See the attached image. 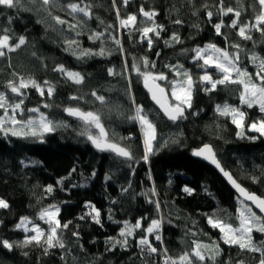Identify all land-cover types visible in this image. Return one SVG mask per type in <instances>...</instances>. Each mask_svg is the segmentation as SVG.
Wrapping results in <instances>:
<instances>
[{"label": "trees", "instance_id": "obj_1", "mask_svg": "<svg viewBox=\"0 0 264 264\" xmlns=\"http://www.w3.org/2000/svg\"><path fill=\"white\" fill-rule=\"evenodd\" d=\"M70 2L90 6L91 18L69 15L63 5ZM219 6L220 0H128L127 5L124 0L115 3L114 0H58L52 15L66 20L68 23L64 25L57 24L39 5L29 3L26 7L30 10L19 11L0 8V30L10 29L12 43L20 36L26 39L19 49L0 57V92L16 102L21 97L6 88L8 81L32 78L42 86L48 81L55 89L53 96L49 98L46 91L41 96L30 87L23 90L22 107L38 108L54 124L64 125L36 137L0 131V199L9 205L0 208V240L13 244L12 250L0 244V264H165V252L176 259L184 252H191L193 241L219 246L218 254L215 249L206 253L213 259H206L204 264H240V261L258 264L259 253L225 244L220 230L208 223L209 217H213L237 227L239 208L247 204L234 195L211 167L192 156L198 147L211 145L223 169L248 192L264 198V136L248 130V125L264 118V113L258 105L247 108L240 103V85L225 83L206 93L203 90L206 85L199 82L204 70L198 66L201 62L194 60V49L209 43L230 53L236 51L231 45L238 44V66L254 78L257 67L249 57L252 53L264 57V35L253 30L251 40L242 39L238 29L228 26L234 16L221 15ZM223 6L240 10L241 23L254 22L259 11L255 0H239V3L223 0ZM141 8L155 11L154 20L148 21ZM207 11L213 12L211 19ZM131 15L136 16L135 26L121 27L120 19ZM177 19L180 24L175 23ZM221 22L222 34L217 35L214 25ZM153 23L163 30L158 37L149 33L152 39L149 47L139 29ZM69 24L78 27L72 30ZM93 33L103 36L92 40L89 37ZM173 35L179 37V42L172 40ZM70 39L76 40L78 46L69 49L66 41ZM116 40L120 41L119 45ZM102 48L104 55L77 59L81 49L98 53ZM144 59L149 62L147 68L143 66ZM134 63L141 72L162 73L167 77L158 83L166 87L169 102V81L178 77L168 66L182 65L192 75L195 83L185 118L169 122L159 113L144 91L141 74L132 68ZM57 65L79 72L84 77L83 83L77 85L54 71ZM109 69L113 75H109ZM207 71L213 79L220 78L216 69ZM93 91L103 95L105 103L97 101L91 95ZM72 96L79 99L72 100ZM44 104L49 107L45 108ZM224 104L246 112L242 136L237 135L241 129L230 117L217 113V105ZM136 106L143 107L157 130L147 162L143 159L145 147L139 126L130 119ZM67 107L98 113L108 138L129 150L132 159H119L93 150L87 136L81 134L86 127L83 122L64 115ZM35 117V113L25 111L16 118ZM10 127L5 125L6 130ZM48 186H52L51 193L46 191ZM52 205L59 207L61 224L68 223V228L59 230L58 234L64 247L55 246L45 252L44 244L16 246L28 235L16 228L21 218L27 217L33 224L42 226L38 215ZM86 205L100 212L99 223ZM152 220L161 222L160 240L155 239L156 233L145 232ZM137 221L141 228L134 229L133 235L127 237V245L115 243L124 239L120 232L125 223L134 226ZM144 236L157 248V253H150L139 244ZM253 240L259 243L264 240V234L253 232Z\"/></svg>", "mask_w": 264, "mask_h": 264}, {"label": "snow or ice", "instance_id": "obj_2", "mask_svg": "<svg viewBox=\"0 0 264 264\" xmlns=\"http://www.w3.org/2000/svg\"><path fill=\"white\" fill-rule=\"evenodd\" d=\"M239 3V0H237ZM256 4L259 5V11L254 17V22L249 21L248 23H241L240 17L242 12L233 7H224L223 0H220L219 13L221 15L232 14L234 19H232L230 28L238 29L237 34L244 40H251V32L253 30L261 32L264 35V0H255ZM39 5L41 10L47 12L49 16L57 24L64 25L68 23L66 20L61 19L59 16L52 15V9L55 8L58 4V0H0V8L7 9H16V10H30L26 7L27 4ZM115 3V0H114ZM128 0H124V4L127 5ZM65 10L68 11L69 15H72L73 18L77 14H81L82 17L91 18V10L88 5H81V3L70 2L66 5H63ZM141 14L147 18L148 21H153L154 17L157 15L155 11H145L144 8L140 9ZM207 16L209 19L212 18L213 12L207 11ZM117 16L119 17V11L117 10ZM11 23V20H9ZM136 23V16L131 15L125 19H120L121 27H134ZM175 23L180 24L181 21L177 19ZM69 29L75 30L77 24H69ZM223 27V22L216 23L214 25L217 35H221V28ZM163 30L162 26L155 25L145 26L139 31L142 33V36L147 39L148 46L151 47L152 39L149 37V33H154L157 37L159 36V31ZM77 35H80V32H77ZM103 36V33H93L90 35V39L97 40ZM13 36L11 35L10 29L4 28L0 30V57H4L7 53L14 52L19 49L22 45L26 43L24 36L16 38V42L12 43ZM172 40L179 42V37L173 35ZM117 45L120 44L119 40L115 41ZM66 45L69 49L73 45H77L76 40H67ZM78 46V45H77ZM236 51L229 52L227 49H221L215 44L209 43L203 48L194 49L195 57L194 60L201 62L198 64L204 70V74L199 77V82L206 85L204 91L211 92L217 89L218 85H224L225 83L237 84L241 86L239 100L242 105H246L247 108H252L254 105H258L259 111L264 113V57L257 56L255 53H252L249 59L257 67V71L254 75L248 73L246 70L239 67L240 61V45L233 44L231 45ZM121 51H123L121 47ZM75 54V52L73 53ZM105 49H100L98 53L92 52L90 49H81L77 59H82L91 55H104ZM148 60H143V66L148 67ZM152 67H155L153 64ZM174 75L179 79L169 81L171 85V99L176 101V103H166L162 102V98L167 96L166 89L159 84H154L153 87H149L148 81L151 79L153 81H166L167 77L164 74L153 75L151 72H141L140 67L135 63L132 65V68L139 74L144 76L145 87L149 88V92L152 93V99L160 106L163 110L164 115L173 122H176L178 119L185 118L186 108L191 107V95L194 87V80L192 75L183 69L182 65H169L168 66ZM211 67L221 73V77L218 79H213L212 75L207 71ZM54 71H57L64 75L68 80L73 83L80 85L84 81V77L79 72H73L66 69L63 65H57L54 68ZM109 75H113L114 72L112 69H109ZM235 73V76L233 75ZM15 75V74H14ZM35 88L41 96L45 95L51 98L55 92L54 87L48 82L44 81L43 86L37 83L34 79H24L19 77L18 80H10L6 84V88L15 96L21 97L16 102H12L10 98L4 93L0 92V110L3 111V115L0 116V131H10L12 135H31L33 137L42 136L45 132L53 131L54 128L64 126L54 124L53 121L49 120L46 115L41 113L38 119L29 118L27 120L17 119V115H23L25 111L32 113H39L38 108H31L25 110L22 106L24 103L23 96L28 88ZM93 97L101 104L105 103V97L99 95L97 92L93 91L91 93ZM72 100H78L79 97L72 96ZM45 108L49 107L48 104L43 105ZM64 111L72 117H75L83 122L86 126L82 135H86L87 139L92 142V144L99 151H110L116 156L123 157L131 160L132 154L125 147L119 145L118 143L113 142L108 138V134L105 131L103 124L101 123V116L93 111H83L79 107H67ZM216 111L219 115L230 117L231 122L236 125L238 129H241L237 133L238 136L243 135L244 122L246 118V112L242 111L239 107H234L229 104L217 105ZM130 119L137 121L141 125V130L144 134V143H145V155L143 159L145 162L148 160L149 154L152 152V144L157 139V130L156 126L149 120L147 113H145L142 106H136L135 114L130 117ZM10 125L11 127L7 130L5 125ZM19 126V131L17 130ZM95 128L98 130V135H94L90 129ZM249 131H254L264 136V118L259 121H253L248 125ZM255 139V137H253ZM207 153V155H204ZM194 155H204L205 159L210 160L211 163L215 164L217 168L224 173L228 178L229 182L232 183L233 187L244 197L246 201H252L261 213H264V198L258 197L255 194L249 193L246 189L241 187L231 175L224 171L221 167L219 161L216 159L215 153L210 145H204L203 148L193 153ZM52 186H48L46 189L47 192H52ZM186 192H191L190 189L185 188ZM8 203L0 199V208H8ZM86 207H91V212L94 213L93 219L99 223L100 212L95 209L94 206L86 205ZM159 208V204H157ZM91 214V213H90ZM59 208L52 206L51 208L43 209L39 213V219L44 220L48 224V229L45 231L39 225L33 224L31 228L27 225L32 224L27 217L21 218L19 223L16 225L17 229H23L25 233L32 232L33 235H26L23 241H20L16 246L18 247H27L30 244H35L40 246L42 244L46 245L45 252L48 248L59 246L64 247V243L59 239V230L67 229L68 223L61 224L58 219ZM83 218V217H81ZM239 225L233 227L231 224H226L220 219H215L209 217L208 223L213 228H218L223 234L222 239L225 244L236 245L242 251H248L252 253H259L258 264H264V240L259 243H254L253 232H259L264 234V216L257 215L256 212L252 210L251 207L243 205L239 210L238 214ZM159 220H152L151 224L145 229V232L148 235L155 234V239L160 240L159 235L160 228ZM141 223L136 222L134 226L125 223L124 228L120 232V236L124 237L122 241H115L117 244L127 245V237L133 235L134 229H140ZM73 235H78L73 233ZM0 244L8 250H12L13 244L8 240H0ZM139 244L146 247L147 251L150 253H157V248L153 247L147 236L140 238ZM194 247L191 252H184L178 258L173 259L168 257L165 252V264H194V261L204 264L206 259H213L211 255H206V253L211 252L213 249L216 250L218 254L219 246L213 243L212 245H203L200 242L193 241ZM240 264H244V261H240Z\"/></svg>", "mask_w": 264, "mask_h": 264}, {"label": "water", "instance_id": "obj_3", "mask_svg": "<svg viewBox=\"0 0 264 264\" xmlns=\"http://www.w3.org/2000/svg\"><path fill=\"white\" fill-rule=\"evenodd\" d=\"M154 84H159L158 83V80L157 81H153V80H149L148 81V85L149 87H153ZM160 85V84H159ZM161 86V85H160ZM143 87H144V91L146 92V94H148V97H149V101L151 104L155 105L159 111L160 114L163 115L164 118H166V120H168L169 122H173L171 120H169L167 118V116L164 115V112L163 110L160 108V106L152 99V93L149 92V88L148 87H145V81H143ZM167 93V92H166ZM162 102H166V103H169V94L167 93V96L162 98ZM64 115L68 118V119H72V120H76L77 122H82L80 121L79 119L75 118V117H72V116H69L65 111H64ZM106 131V130H105ZM91 132L94 134V135H98V130L95 129V128H91ZM89 141V140H88ZM90 145H91V148H93V150L97 151V152H100V153H105V154H108V155H111V156H115L119 159H126V158H123V157H119V156H116L114 153L110 152V151H99L93 144L91 141H89ZM204 146V145H203ZM203 146H200L198 147V149H196L194 152L200 150L201 148H203ZM211 146V145H210ZM212 147V146H211ZM213 149V148H212ZM214 151V150H213ZM193 152V153H194ZM192 153V156L195 160H197L198 162H202L203 164H205L206 166H208L209 168L211 167L218 176H220V178H222V180L224 181V183L229 186L232 190V192L234 193L235 196H237V198L242 202V203H245L247 204L248 206H250L252 208V210L254 212H256L257 215H260V216H264V213H261L259 211V209L256 207V205L252 202V201H246L244 200V197L236 190L235 187H233L232 183L229 182L228 178L224 175V173L220 170V168H217L215 164L211 163L210 160L208 159H205L204 158V155H207V153H205L204 155H194ZM215 153V152H214ZM216 156V159L218 160L217 158V155ZM222 167V165H221ZM223 168V167H222ZM225 171V170H224ZM227 172V171H226ZM229 173V172H228ZM230 174V173H229ZM231 177L234 179V177L231 175ZM236 181V180H235ZM237 183V182H236ZM241 186V185H240ZM242 187V186H241ZM244 188V187H243ZM245 189V188H244ZM250 193V192H249ZM253 194V193H252ZM255 194V193H254ZM256 195V194H255ZM258 196V195H256ZM260 197V196H258Z\"/></svg>", "mask_w": 264, "mask_h": 264}, {"label": "rangeland", "instance_id": "obj_4", "mask_svg": "<svg viewBox=\"0 0 264 264\" xmlns=\"http://www.w3.org/2000/svg\"><path fill=\"white\" fill-rule=\"evenodd\" d=\"M206 46V45H205ZM204 46V47H205ZM201 63H202V61H201ZM209 68H211V67H209ZM219 73V72H218ZM220 74V77H221V73H219ZM141 81H144V76L143 75H141ZM179 79V78H178ZM163 87V86H162ZM164 88L166 89V87L164 86ZM169 93H170V95H171V85H170V90H169ZM40 94V93H39ZM169 103H176V101H174V100H170V102ZM136 108V107H135ZM36 114V117H35V119H38L39 118V115H40V113H35ZM134 114H135V109H134ZM7 125V124H6ZM137 125L139 126V129H140V136L143 138V144H144V147H145V143H144V134H143V132H142V130H141V125L137 122ZM153 148V147H152ZM52 206H56V207H58L57 205H52ZM49 208H51V207H49ZM59 208V207H58ZM47 209V208H46ZM241 209V207L239 208V210ZM238 213H239V211H238ZM39 216V215H38ZM41 221V223L43 224L42 226H40L42 229H44L45 231H47V229H48V224L47 223H45V221L44 220H40ZM29 228H31L32 226H33V223L32 224H29V225H27ZM28 234V236H30V235H33L34 233H32V232H28L27 233ZM222 236H223V234L221 233V240L223 241V239H222ZM224 242V241H223Z\"/></svg>", "mask_w": 264, "mask_h": 264}]
</instances>
